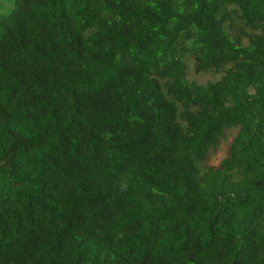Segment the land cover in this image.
<instances>
[{"label": "trees", "instance_id": "1", "mask_svg": "<svg viewBox=\"0 0 264 264\" xmlns=\"http://www.w3.org/2000/svg\"><path fill=\"white\" fill-rule=\"evenodd\" d=\"M0 264H264V0H0Z\"/></svg>", "mask_w": 264, "mask_h": 264}, {"label": "rangeland", "instance_id": "2", "mask_svg": "<svg viewBox=\"0 0 264 264\" xmlns=\"http://www.w3.org/2000/svg\"><path fill=\"white\" fill-rule=\"evenodd\" d=\"M192 71L193 70H192L191 64L189 63L188 64V78L193 79L199 83H205L209 80L217 78V76L214 75V73H203L200 75H195L193 74ZM232 137H233V133L228 132V135H226V137L218 143V145L210 152L207 163H206L207 165L218 166L220 161L227 154V149H228V146H229V143Z\"/></svg>", "mask_w": 264, "mask_h": 264}]
</instances>
